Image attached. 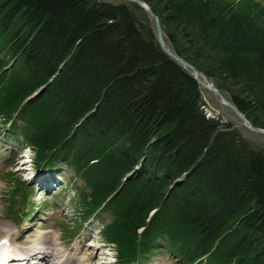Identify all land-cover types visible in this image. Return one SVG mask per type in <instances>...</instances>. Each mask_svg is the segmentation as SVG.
<instances>
[{"label": "trees", "instance_id": "1", "mask_svg": "<svg viewBox=\"0 0 264 264\" xmlns=\"http://www.w3.org/2000/svg\"><path fill=\"white\" fill-rule=\"evenodd\" d=\"M141 1L167 47L264 129V37L249 39L242 17L229 20L213 0ZM203 106L199 84L136 4L0 0V125L17 114L38 167L64 163L85 178L84 219L106 203L105 235L123 258L165 242L182 264H264V151ZM107 167L130 174L124 190L141 195L138 210L114 195L122 172L112 186L100 176Z\"/></svg>", "mask_w": 264, "mask_h": 264}, {"label": "rangeland", "instance_id": "2", "mask_svg": "<svg viewBox=\"0 0 264 264\" xmlns=\"http://www.w3.org/2000/svg\"><path fill=\"white\" fill-rule=\"evenodd\" d=\"M108 1L112 3H125L130 4V1L127 0H102ZM215 6L222 8L226 14V17L230 20L231 17L235 14H239L242 17V21L240 20V24L242 25L243 29L246 30L245 32L248 33V38L252 39L264 37V0H213ZM133 4V3H131ZM257 7V8H256ZM256 9L259 10L260 13L256 14ZM147 13V12H146ZM141 19H143V14H140ZM151 20L155 23V20L150 16ZM259 20V21H258ZM256 21V22H255ZM255 22V23H254ZM156 26V23H155ZM163 30V29H162ZM165 37V35L163 34ZM165 40V38H164ZM256 40V39H255ZM166 43V42H165ZM168 45V44H166ZM184 68V67H183ZM185 69V68H184ZM186 70V69H185ZM187 71V70H186ZM201 74V73H200ZM201 77L206 79L210 85L214 88H217V85L214 83L213 79L207 77L205 74H201ZM201 93L204 100L203 111L208 118L219 120L221 124H232V126L240 132V135L243 139L252 147L263 150L264 151V134H260L257 132H253L248 125L238 116V114L223 100L220 99L218 95L214 92L210 91L207 88L201 87ZM221 92V91H220ZM222 96L226 99V101L231 102L228 100L225 93H222ZM232 103V102H231ZM233 104V103H232ZM1 119V118H0ZM21 125L19 124V127ZM19 130V129H18ZM2 131V129H0ZM20 131V130H19ZM8 132V131H6ZM5 131L0 132V229H4L5 226H9L14 230H18V224L16 222V217L18 214H24V216H29L30 219H36L35 222L31 224L25 225L21 231H27L28 226L35 228L37 232L35 235L30 238V240H34L37 237L39 232H47L51 231L54 239L63 244L67 242L68 239L65 238L63 235V224L62 218L73 217V206L74 208L81 213H85L86 210L83 207H79V204L76 206V196L74 195V190L81 188L85 192V199L86 202H91V185L86 182L85 178L82 177L80 174H74L73 170L69 169L67 166H61L57 173L61 175L64 184L58 187V190L53 191L48 196L45 195V191L42 194L39 192L38 187L30 180L31 179V171L32 167L31 164L33 163L34 159V152L33 150H29L27 152H23V155L14 154L11 156L9 153L10 150L3 149V146H7L8 148L13 149L18 146L17 144L20 142L19 138L12 134V136L5 137ZM17 134V133H16ZM13 142H16L13 143ZM11 157V158H10ZM30 160L24 166L22 165L23 162ZM137 169V168H136ZM12 172V176L15 179H22L25 181V185L31 187V194L29 203L23 205L22 197L19 196L15 203H11V183L8 182L6 173ZM100 172V176L105 177L107 180L110 181V186H112L115 181L118 180L119 172H124L121 169H117L116 171L111 170L110 168L102 169ZM126 177V175H125ZM73 182V183H72ZM177 183V182H176ZM66 185V186H65ZM36 190H35V188ZM126 187V182H123V187H118V199L119 201H125L131 205L130 209H137V207L141 206L143 201H139L141 198L139 194H132V197L127 195V190H124ZM95 189V188H94ZM106 192L105 187L102 189ZM116 191V192H117ZM95 193V191H94ZM41 194V195H39ZM33 206H41V212L38 214V211L33 209ZM138 207V208H139ZM10 209H13L14 212L8 215ZM30 211H33L32 213ZM137 214V212H135ZM155 214V213H154ZM150 214V218L154 219L158 218L159 216H155ZM149 220L151 224L152 221ZM95 222L93 225H90L91 222L87 223L85 226L84 231L79 232V244L85 239H89L92 241L89 242L90 245L93 246L91 252H89V256H101V260L104 262H118V256L120 255L117 245H114L110 242V240L106 236H102L100 230L102 229L103 225L109 223L111 220L108 214L102 212L98 218L94 219ZM27 223V222H26ZM158 225H163V219H157L156 222ZM149 224V225H150ZM42 228V229H39ZM44 230V231H41ZM146 228H142L139 232L145 231ZM91 235V236H90ZM1 237V236H0ZM60 237V241H59ZM159 238V237H158ZM157 238H152L151 236L148 237V243H154ZM75 242V241H74ZM73 242V243H74ZM72 243V244H73ZM159 243V242H158ZM157 243V244H158ZM217 244V243H216ZM158 245H166L165 242H161ZM99 248H102L99 251ZM159 251V252H158ZM176 258H174L168 252H162L157 249V252L154 254H149V260L146 264H177ZM208 264V263H207Z\"/></svg>", "mask_w": 264, "mask_h": 264}, {"label": "bare ground", "instance_id": "3", "mask_svg": "<svg viewBox=\"0 0 264 264\" xmlns=\"http://www.w3.org/2000/svg\"><path fill=\"white\" fill-rule=\"evenodd\" d=\"M207 83L209 84L208 81ZM49 85L50 82H47L43 84V86H40L38 93L44 91ZM36 95H38L37 92L36 94L34 92L25 102L27 103L30 99H34ZM22 165L24 166L25 164ZM140 167L141 166H139V168ZM180 181L181 180L178 182ZM0 236L2 237L0 240L6 239L8 241L7 248L10 253H21L25 256L23 258H15L16 260L14 262L23 261L25 264H103L98 262L95 256H89V252H91L93 248L89 245L88 241L75 247L66 248L64 244L61 247L60 244H57L52 233L49 231L44 234H38L34 240L29 239L33 237V234L13 239L14 234H12L6 226L4 229H0ZM16 241L27 246L16 247Z\"/></svg>", "mask_w": 264, "mask_h": 264}, {"label": "water", "instance_id": "4", "mask_svg": "<svg viewBox=\"0 0 264 264\" xmlns=\"http://www.w3.org/2000/svg\"><path fill=\"white\" fill-rule=\"evenodd\" d=\"M128 1L139 6L141 9H143L145 12H147L155 20L158 42H159L162 50L168 56H170L176 62L181 64L192 75V77L196 80V82L199 84V86L207 88L210 91L214 92L216 95H218L220 97V99L223 100L224 103L229 105L238 114V116L246 123V125H248V127L253 132L264 134V129L257 128L255 126H253L252 123L246 118V116L243 115L234 104L226 101V99L222 96L221 92L218 89H216L212 85L208 84L207 80L201 77V74L199 73L197 68H195L192 64H190L186 60L181 59L180 57L176 56L171 50H169V48L167 47L165 40H164L163 30H162L159 18L154 14V12L151 10V8L145 2H143L141 0H128Z\"/></svg>", "mask_w": 264, "mask_h": 264}]
</instances>
